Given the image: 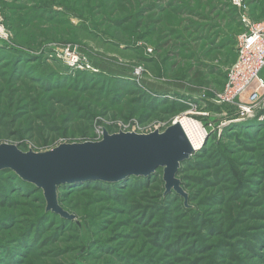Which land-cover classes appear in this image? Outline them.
Returning a JSON list of instances; mask_svg holds the SVG:
<instances>
[{"label":"rangeland","instance_id":"374dc122","mask_svg":"<svg viewBox=\"0 0 264 264\" xmlns=\"http://www.w3.org/2000/svg\"><path fill=\"white\" fill-rule=\"evenodd\" d=\"M264 0H0V145L23 153L108 135L203 139L179 162L42 189L0 171V264H264V91L218 102ZM64 213V214H63ZM72 218H71V217Z\"/></svg>","mask_w":264,"mask_h":264},{"label":"water","instance_id":"95a60500","mask_svg":"<svg viewBox=\"0 0 264 264\" xmlns=\"http://www.w3.org/2000/svg\"><path fill=\"white\" fill-rule=\"evenodd\" d=\"M192 150L184 130L174 122L162 133L108 135L103 132L99 142L62 144L38 153H23L15 146L1 144L0 171H13L23 181L42 189L48 207L60 211L56 205V187L68 181L110 182L131 175H150L163 168L168 186L177 187L173 176L179 162Z\"/></svg>","mask_w":264,"mask_h":264},{"label":"built area","instance_id":"2783aa9c","mask_svg":"<svg viewBox=\"0 0 264 264\" xmlns=\"http://www.w3.org/2000/svg\"><path fill=\"white\" fill-rule=\"evenodd\" d=\"M240 6L241 0H235ZM264 91V21L248 24L237 40L236 59L228 70L223 92L218 102H230L247 96L248 104L240 106L241 112H250L251 105Z\"/></svg>","mask_w":264,"mask_h":264},{"label":"bare ground","instance_id":"6f19581e","mask_svg":"<svg viewBox=\"0 0 264 264\" xmlns=\"http://www.w3.org/2000/svg\"><path fill=\"white\" fill-rule=\"evenodd\" d=\"M176 122L184 130L192 148L194 150L198 149L202 143L203 133L196 123L190 121L187 117L177 118Z\"/></svg>","mask_w":264,"mask_h":264}]
</instances>
